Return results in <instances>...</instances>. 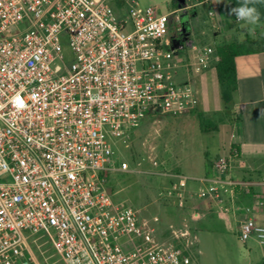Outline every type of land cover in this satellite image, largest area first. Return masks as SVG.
Returning a JSON list of instances; mask_svg holds the SVG:
<instances>
[{
  "label": "built area",
  "instance_id": "obj_1",
  "mask_svg": "<svg viewBox=\"0 0 264 264\" xmlns=\"http://www.w3.org/2000/svg\"><path fill=\"white\" fill-rule=\"evenodd\" d=\"M170 16L137 0L120 14L107 0H0V264H189L187 227L157 237L156 216L114 205L106 187L109 138L125 142L151 113L175 116L196 102L193 83L176 76ZM9 26L19 30L6 35ZM213 54L199 51L195 69ZM214 169L193 179L200 196L219 200L238 183L229 158ZM163 173L183 205L186 177ZM244 210L238 239L264 246V223Z\"/></svg>",
  "mask_w": 264,
  "mask_h": 264
},
{
  "label": "rangeland",
  "instance_id": "obj_2",
  "mask_svg": "<svg viewBox=\"0 0 264 264\" xmlns=\"http://www.w3.org/2000/svg\"><path fill=\"white\" fill-rule=\"evenodd\" d=\"M217 1L193 7L192 27L198 46H214L232 40V30L225 26L234 23L233 16L220 14L215 6ZM107 2L116 12L122 8V5L121 8L117 7L116 0ZM137 2L141 6H156L159 12H169L161 0ZM179 15L181 20L185 18V13L179 12ZM18 30L16 26H9L5 34L10 35ZM62 47L65 62L68 63L71 51L65 38ZM176 76L178 80H183L186 74L178 67ZM208 87L209 106L206 111L196 110L195 104V110H186L175 116L157 111L156 115H148L138 127L133 128L125 142L120 138H109L113 153L106 187L111 188L110 197L114 205L130 206L143 217L156 216L157 237H166L169 225L174 228L187 227L191 242L189 264H264V261L254 258V254L259 255L264 246L252 239L241 241L238 232L225 228L219 207L214 204L210 213L211 199L199 195L204 184L190 177L204 176L206 169L210 168V161L216 160L219 155H228L225 145L220 142L231 124L233 112L229 107H217L215 89ZM163 172L186 176L184 181L191 185V189L187 194L183 193V205L177 204L174 194H168L171 180L176 178ZM199 201L207 205L194 211ZM57 264L61 263L58 261Z\"/></svg>",
  "mask_w": 264,
  "mask_h": 264
},
{
  "label": "crops",
  "instance_id": "obj_3",
  "mask_svg": "<svg viewBox=\"0 0 264 264\" xmlns=\"http://www.w3.org/2000/svg\"><path fill=\"white\" fill-rule=\"evenodd\" d=\"M161 1L165 3L169 11L176 10L177 19L175 20L172 17L168 19L166 38L169 41V47L173 49L174 55L179 61L180 69L186 74L183 80L192 81L193 79L192 83L196 89L195 107L197 108L194 107V109L201 112L207 110L209 106L208 86H212L216 92L215 103L217 107H229L233 112V116L230 118L232 120L231 124L224 131V138L220 143L225 145L224 148L228 151V155L225 156L229 158L227 176L239 185H233L231 190L220 194L219 200L210 198L211 202H208L211 204L210 213H212V208H214L213 205L216 204L219 207L218 212L222 215L224 227L236 232L239 231L240 221L250 214L244 210V207H251V214H253L256 221L264 223V204L260 206L256 204L257 200L264 202V50L236 56V88L232 92L231 99L228 102H224L220 95L214 68L215 55H212V61L206 68L195 69L197 67L195 57L199 51L207 46L212 47L214 50L216 45L223 43L221 42L214 46L211 44L198 46L194 38L192 27L193 7L213 0ZM240 2L241 0H218L215 6L220 14L226 15L229 8L239 6ZM256 7L261 14L260 24L253 31L250 30L251 26L238 22L233 16L234 23L225 26V28L228 27L232 30V40L230 41L243 42L247 37L252 40H258L264 34V31H262L264 29V0H260ZM123 8L124 5L117 13H122ZM179 12L185 13L183 20H181ZM178 29H183L185 36L176 41ZM218 96L220 99H218ZM220 129L218 130L220 131ZM231 145L235 146L236 156L234 157L229 154ZM220 156L224 155H219L218 157ZM215 161L209 162L210 168L206 169L202 177L213 178L216 176ZM235 161L236 164L234 163ZM190 177L199 178L194 175H190ZM190 189L191 185L185 183L184 192L187 194ZM206 205V202L199 201L198 206H196L197 209L194 211L201 210ZM254 258L264 261V250L260 251L259 255L254 254Z\"/></svg>",
  "mask_w": 264,
  "mask_h": 264
},
{
  "label": "trees",
  "instance_id": "obj_4",
  "mask_svg": "<svg viewBox=\"0 0 264 264\" xmlns=\"http://www.w3.org/2000/svg\"><path fill=\"white\" fill-rule=\"evenodd\" d=\"M117 7L121 8L124 5V0H116ZM264 50V34L260 36L258 40H252L247 37L243 42H223L214 47V68L216 72L217 82L221 98L224 102H228L231 99L232 92L236 88V69L235 58L241 54H248ZM195 110L194 107L189 109ZM157 113H151L150 115H156ZM199 113L197 114V116ZM209 128H212L211 126ZM231 157L235 155V146L231 145L229 149Z\"/></svg>",
  "mask_w": 264,
  "mask_h": 264
},
{
  "label": "clouds",
  "instance_id": "obj_5",
  "mask_svg": "<svg viewBox=\"0 0 264 264\" xmlns=\"http://www.w3.org/2000/svg\"><path fill=\"white\" fill-rule=\"evenodd\" d=\"M260 0H241L239 6L228 9L230 16H235L238 22H243L245 25L251 26L250 30L255 29L261 22V14L256 4ZM17 106H22V101L17 97L13 101Z\"/></svg>",
  "mask_w": 264,
  "mask_h": 264
},
{
  "label": "water",
  "instance_id": "obj_6",
  "mask_svg": "<svg viewBox=\"0 0 264 264\" xmlns=\"http://www.w3.org/2000/svg\"><path fill=\"white\" fill-rule=\"evenodd\" d=\"M176 41H179L180 39H182L185 36V32L183 29H178L176 32ZM107 192L110 194L111 193V188L107 187Z\"/></svg>",
  "mask_w": 264,
  "mask_h": 264
}]
</instances>
